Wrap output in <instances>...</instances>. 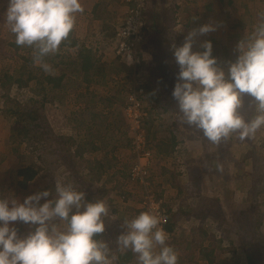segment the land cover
<instances>
[{
    "label": "rangeland",
    "instance_id": "374dc122",
    "mask_svg": "<svg viewBox=\"0 0 264 264\" xmlns=\"http://www.w3.org/2000/svg\"><path fill=\"white\" fill-rule=\"evenodd\" d=\"M150 2L147 0V7L150 6ZM186 2L192 18L197 17L195 13L202 15L205 12V5L199 0ZM7 3L8 0H0V185L1 183L4 185L2 188L5 190V197L13 195L22 203L28 195L38 191L54 190L55 181L61 180L71 182L79 190L84 191L87 200L91 195L92 199L89 201L104 199L114 220L106 221L108 223L106 235L103 236L112 247L114 255L121 253L115 250L117 249L115 241L122 229L119 226L123 224L124 219H131L142 211H148L151 198L160 203L161 211L166 217L170 213L183 215L191 212V217L194 216L200 222L204 221L202 228L210 236L204 241L205 247L212 253L215 264H246L243 248L245 245L260 249L259 260L264 264V129L258 132L253 140L239 142L232 139L231 142L226 141L219 146H213L194 130L181 127L177 118L173 120L169 112L168 116L164 114L160 116V113L154 116L152 108V115H147L145 122L148 123L144 122L146 126L143 130L145 135L148 133L154 140L160 141L159 151L162 154H158L148 143L147 147L152 156L148 162H141L147 172V178L142 181L143 183L132 182L127 176L136 163V158L129 148L123 147L127 143L124 137L122 135L118 137L126 128V124L121 125L117 116L123 113L126 97L134 92L133 80L136 79L138 85H143L145 83L143 77L151 74V71L145 69L148 66L145 55H142L143 62L138 72L134 73L130 69L128 73H124L119 64H108L106 71L103 70L105 74L92 73V76L97 78H94L95 84L85 85L84 73L74 64L72 66V50L61 47L56 55L47 58L46 62L52 66L53 72L46 74L33 63L29 65L25 62L32 60L30 49L15 47L14 36L2 16ZM123 4L122 23L134 6L133 1L123 0ZM207 12L201 18V23L191 19L189 32L205 24H213L216 31L196 37L193 51H202L200 45L205 41H211L213 56L223 67L227 62L236 59V45L243 39L245 32H249L256 23L258 14L264 13V0H214ZM149 18L145 12L144 23L147 26L150 24ZM157 21L159 27L165 29L171 20H168L167 14H163ZM79 24L83 28H88L84 23ZM106 26L107 24L104 29H107ZM74 31L80 35L76 29ZM183 32L176 35L172 41L173 45L183 44L188 35ZM100 44L102 42L98 46ZM159 47L162 48L157 49L156 59H161L159 66L174 63L172 48L167 43L164 45L161 43ZM28 73L35 79L26 81ZM4 74L12 80L5 79ZM47 76L62 77L59 88L49 91L48 85L43 82ZM166 76L167 79L161 80L167 93L174 89L177 75L172 69ZM14 80L21 81L22 85L18 87L13 83ZM37 80L38 83L42 81V85H37ZM42 87L45 91L41 89ZM41 100L43 118L50 134L58 142L59 138L63 137L74 142L72 147L61 148L70 155V161L66 160L72 163L74 172L61 163L59 153L62 151L51 139H44V143L39 144L40 148H34L32 151L29 144L13 143L9 140L10 133L16 130V126L11 119L5 117L6 105L12 101L17 102L22 108H30L37 106ZM170 103L172 110L177 111L176 101L173 99ZM248 104V97L245 96V111H248ZM148 106L147 104L145 108L148 109ZM109 112L112 117L108 115ZM72 118H78L87 124L94 121L108 125L112 123L115 129L120 130L115 133V129L109 126V129L102 131L106 133L103 140L106 146L105 144L102 146L103 151L106 149L105 151L111 153L112 150V156L103 163L108 169L107 173L99 174L100 176L99 172L88 174L86 161L96 163L95 160L98 161L102 157V152L94 156L91 154V148L85 146L77 155L76 151L79 149L76 145L80 146L85 140L77 137V130L71 127ZM81 129L83 131L84 128ZM172 137L174 143L170 141ZM81 151L83 158H79ZM216 164L221 165L222 171L216 170ZM29 165L39 173L28 183L27 189L22 190L16 183L18 180L16 171ZM118 166H121V172ZM198 166L211 168L214 170L213 175H209L210 170L204 173L195 171ZM75 173L79 175L80 181H77V177L74 181ZM6 186L12 187L5 189ZM43 202L42 200L41 203ZM18 224H15V227ZM195 228L194 220H185L183 217L176 220L175 228L168 233V243L179 256L178 264H206L198 248L192 247L195 243L187 245V240H191L190 233L196 235ZM28 231V226L22 224L18 233L24 236ZM195 242L199 243L200 240L196 239ZM118 262L119 259L113 264H121ZM130 264L136 263L131 261Z\"/></svg>",
    "mask_w": 264,
    "mask_h": 264
},
{
    "label": "clouds",
    "instance_id": "9594fccd",
    "mask_svg": "<svg viewBox=\"0 0 264 264\" xmlns=\"http://www.w3.org/2000/svg\"><path fill=\"white\" fill-rule=\"evenodd\" d=\"M84 11L82 0H8L2 16L15 45L30 49L33 64L51 74L47 58L68 42ZM214 31L213 24L202 25L182 45L172 46L179 69L172 91L177 122L213 146L253 140L264 129V13L237 43L236 59L223 67L213 56L211 41L193 51L196 37ZM245 96L251 112L247 117ZM216 170L222 171L221 165ZM110 220L104 199L87 200L71 182L56 180L54 190L28 195L22 203L0 195V264H113L117 257L103 239ZM163 222L151 210L124 219L117 250L133 253L136 264H178ZM17 223L28 226L26 235L18 233Z\"/></svg>",
    "mask_w": 264,
    "mask_h": 264
},
{
    "label": "crops",
    "instance_id": "0c3cea01",
    "mask_svg": "<svg viewBox=\"0 0 264 264\" xmlns=\"http://www.w3.org/2000/svg\"><path fill=\"white\" fill-rule=\"evenodd\" d=\"M150 1H151L150 6L148 5L146 10V14L148 13V15L150 16L149 18L150 21L158 23L157 20H159V16L163 14H167L168 20L171 21H169L170 23L169 26L164 29L165 30L164 36L163 34H159V33L158 35L155 33L153 34L154 38H156L155 40L157 44L152 43L153 36L152 34H149L146 37V41L143 43L141 48L142 55H145V61L147 62L148 65L147 68L145 69H147L146 71H151L150 75L143 77V79H145L144 80L145 83H143L142 85L144 90V97H145L143 106L147 115L151 114V111L153 110L154 111L152 113L154 116H158L159 113L160 116L163 114L168 116V112H169L172 115L171 118H174L173 120H175L176 111L172 110L173 107L171 106L170 103L174 99L172 97L173 89L169 90V92L166 93L164 90L165 86L162 84L163 82L162 83L159 82L162 81L161 78L163 80L165 78L167 79L166 73H169L172 69L175 70V73L177 75L179 71L178 66L174 62L168 65L163 64L162 65L163 67H161L159 66L161 59H156L154 57H156L157 55V49L158 48L162 49L161 47H159L161 43L163 45L167 43L168 46L172 48L173 46L172 41L176 37V35L182 33L183 31L184 34L189 33V30H191L189 25L191 19H194L198 22L200 21L201 23L202 22L201 18H203L206 15V13H208L207 9L210 7L211 2H213L214 0H199V2L202 5L204 3L205 12H203L202 15L201 13H197V14L195 13L194 15L197 16L195 18H192V14L188 13L189 7H187L188 5L186 2L187 0H150ZM82 4L85 11L83 14L78 16L77 21L79 23L86 24L88 28L87 29L86 27L83 28L80 26L79 23H77L75 29L80 35L75 34V31L72 32L71 37L74 39V47L70 48L72 50L71 52L72 66L74 64L76 68L79 67L80 68L79 70H81V67L78 64V62H80V56L83 52H87V53L89 52L90 55L92 56L93 62L95 61L98 62L95 66L96 67L95 70H92L90 73H88V75L90 74L89 80H87L88 76L86 75V73H84L85 85L95 84L94 78H96V76H92V73L97 74L101 72L102 74L103 70L106 71V65L108 64L109 65L119 64L121 71H123L124 73L125 72L128 73L130 66L120 61L119 59L112 57L113 55L112 48L115 44V31L122 23L121 20H123L121 18L122 12H124L123 11L124 9L122 8L124 6L123 0H82ZM220 8L221 7H219V9ZM106 24H107L106 26L107 29H104ZM180 30L182 31L179 32ZM109 31L111 33H108ZM83 32L84 34H82ZM107 34H112V35H107ZM101 42L102 44L98 46L99 43ZM121 65L123 67H121ZM114 74H116V71H114ZM160 85H162V87H160ZM120 93L121 95L123 94L121 91ZM117 100L119 101V99ZM159 102H161V104H158ZM147 104L149 105L148 109L145 108ZM127 128L128 127L125 128L126 133H127ZM146 135L149 137V142L154 148V150H156L158 154L161 153L159 151L160 141L154 140L152 136H150L148 133H146ZM170 141L174 143L172 139ZM103 235H106V233H104ZM103 239L106 240V237L103 236ZM120 254H115V256L117 257L116 261H118L119 259L118 263L122 264L121 259L119 258ZM131 261H133V263H136V258L134 254ZM130 262L128 264H130Z\"/></svg>",
    "mask_w": 264,
    "mask_h": 264
},
{
    "label": "trees",
    "instance_id": "16d2710c",
    "mask_svg": "<svg viewBox=\"0 0 264 264\" xmlns=\"http://www.w3.org/2000/svg\"><path fill=\"white\" fill-rule=\"evenodd\" d=\"M149 22H150V24L148 23V26L145 24V27L143 30L144 39L149 34H152V36H153L154 33L157 35H158V33L163 34V36H164L165 30L161 29V27H159V23L153 22V21H149ZM155 39L156 38H154V36H153V41H152L153 44H157ZM15 47H17V46L15 45ZM61 47L62 48L63 47L64 48L74 47V39L71 37V35L69 37L68 42L66 44H62ZM154 58H156V57H154ZM25 62L29 63V65H31L33 63V61L31 59H30V61L25 60ZM97 63H98L97 61L93 62L92 56L90 55L89 52L88 53L83 52L80 56V62H78V64L81 67V72L86 73V74L90 73L92 70H95V68H96L95 66ZM156 63H158V62H156ZM121 67H123V66L121 65ZM139 67L133 68L130 66V69H132L133 72L136 73V72H138ZM130 69L128 71H130ZM87 76H89V75H87ZM4 78L8 79V81L12 80V78L9 77L7 74H4ZM34 79H35V77L30 76V73L27 74V80L26 81L34 80ZM89 79H90V76H89ZM61 80H62V77H59V76L54 77V78L51 76H47V77H45L43 82H46V84L49 87V91H52L56 88H59V83L61 82ZM36 82H37V85H42V81H40L38 83V80H37ZM13 83L16 84L18 87L22 85L21 81H19V80H14ZM159 83H162V81ZM160 87H162V85H160ZM41 89L45 91L44 87H42ZM248 100H249V98H248ZM42 103L43 102L41 100V102H38L37 106L30 107V108H22V107H20V105L17 102H12V101H10L6 105L7 108L4 111L5 117H7L8 120L11 119L13 122V125L16 126V130L14 132L10 133L9 140L13 143L20 142L22 144H29L30 145L29 148L31 149L30 151H32L34 148L39 149L40 148L39 144L42 143L44 139H46V140L51 139V141L53 143H55L59 146V150L62 151L59 153V159H60L61 163L67 169H69L70 171L73 170V172H74L73 165L71 162H69L70 161L69 160L70 155L66 154L62 150L63 148L68 147V146L72 147L74 142H73V140H71L69 138L65 139V137L59 138V142H58V140L56 138H54L52 134H50V131H49V129H48V127L44 121V118H43ZM110 114L111 113L109 112L108 115L112 117V114L111 115ZM244 114H245V116H250L251 112L249 110L244 111ZM113 116H116V115H113ZM117 117H119V121H121L120 122L121 125H123L125 123L126 127H128L126 120L123 116V113L120 115L118 114ZM72 119L73 120L71 122V127L73 129L77 130V137H82V139L85 140L84 142H82V144L80 146L76 145V147H78L77 149H79L78 151H76L77 155L79 154L80 149L83 150L84 149L83 147H85V146H89L91 148V150H92L91 154L94 156L96 155V153H98L100 151L102 152V157H100L98 161L95 160L96 163H94V161H92L90 163H89V161H86V163H87L86 168H88L87 169L88 174H93V173L96 174L97 172H99L98 175L99 174L102 175L104 173H107L108 169L105 167L106 165H103V163H106V160L108 159V157L112 156V150L110 149L111 153H109L108 151H105L106 149L103 151L102 146H104V144H105L103 140L105 139L106 133L104 134L102 131L109 129L110 128L109 126L114 128V124L109 123L110 125H108V124H102L100 122H95V121L92 124L90 122H89V124H87L86 122L84 123V121H82L78 118H72ZM144 126H145V124H144ZM81 128H84L83 131ZM118 131L120 132V130L115 129V133H117ZM121 135L124 137V140L127 141V143H125V145L123 147L129 148L132 152H135L132 137L129 133V129L127 128V133H126V130L123 129L120 133V136H118V137H122ZM172 139L174 141L173 137H172ZM107 141L110 142V140H107ZM145 141H146V145L148 146V143H150V142H149V137L147 135H145ZM231 141H232V139L229 140V142H231ZM105 146H106V144H105ZM79 158H83L82 157V151L79 155ZM66 159H68L69 161ZM118 167H119V172H121L120 171L121 166H118ZM206 170H210L211 173L209 175H213L214 170H211V168H203V167L198 166L195 169V171H200V172L202 171L201 173H204ZM38 173H39V171L37 169L33 168L31 165H29L27 167L23 166L16 171V177H18V180H16V183L21 187L22 190H25V189H27L28 183L33 181V179L38 175ZM76 177L78 178L77 181H80L79 175L76 173L73 175L74 181H75ZM2 187H4V185H2V183H1L0 195L5 197L6 196L4 193L5 190ZM11 187L12 186H6L5 189L11 188ZM88 199L91 200L92 196L89 195ZM213 201H215V200H213ZM207 210H209V209H207ZM206 213H208V211H206ZM167 215H168V213H167ZM191 216H192L191 212L184 213L183 215H181V214L171 215V213H170L169 216L166 217L165 223L162 225V228L164 229V231L166 233H170L175 228L176 220L178 218L184 217L185 220H194V224L196 226V228H195L196 235L193 232L190 233V234H192V236H191V240H187V245L188 244L192 245L191 243L194 242L195 244H193L192 247L198 248L199 254H200L201 258H203V260H205V263L206 264H215L212 253L207 251L208 247H205L206 245H205L204 241L208 240L210 238V236H208V234L202 228V224L204 223V221L200 222V220L195 219L194 216L193 217H191ZM21 226H22V224H18L16 226L18 232H20ZM122 231L123 230L120 229V233ZM97 238H99V237H97ZM196 239L197 240L199 239L200 242L196 243L195 242ZM250 247H252V246L245 245L243 247V248H245L244 257H245L246 264H261V262L259 260V257L261 256L260 249L250 248ZM119 258L121 259L122 264H128L132 260L133 254L130 251H121ZM218 264H223V263H218Z\"/></svg>",
    "mask_w": 264,
    "mask_h": 264
},
{
    "label": "built area",
    "instance_id": "2783aa9c",
    "mask_svg": "<svg viewBox=\"0 0 264 264\" xmlns=\"http://www.w3.org/2000/svg\"><path fill=\"white\" fill-rule=\"evenodd\" d=\"M133 1L134 6L129 11L123 23L115 31V44L112 48L115 58L136 68L143 62L141 48L144 43L143 30L145 27L144 15L147 10V0H125ZM133 93L126 97L123 107V116L128 125L129 133L132 137L136 163L131 167L127 178L136 182L146 180V171L141 162H148L152 156L145 141L144 122L147 113L144 110V90L138 85L136 79L133 80ZM154 211L159 214L165 223L166 215L161 211L160 203L149 199L148 211Z\"/></svg>",
    "mask_w": 264,
    "mask_h": 264
}]
</instances>
